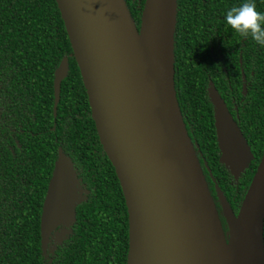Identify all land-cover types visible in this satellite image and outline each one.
Segmentation results:
<instances>
[{"label": "water", "instance_id": "obj_1", "mask_svg": "<svg viewBox=\"0 0 264 264\" xmlns=\"http://www.w3.org/2000/svg\"><path fill=\"white\" fill-rule=\"evenodd\" d=\"M55 2L125 201L126 264H264V151L237 214L215 184L223 228L177 101V0H145L139 27L125 0ZM68 70L64 57L54 71V115ZM212 100L221 162L237 179L250 148L223 101ZM80 201L72 163L59 152L41 216L43 254Z\"/></svg>", "mask_w": 264, "mask_h": 264}, {"label": "trees", "instance_id": "obj_2", "mask_svg": "<svg viewBox=\"0 0 264 264\" xmlns=\"http://www.w3.org/2000/svg\"><path fill=\"white\" fill-rule=\"evenodd\" d=\"M135 1L127 7L139 27L145 0ZM244 2L245 0H177L176 3L177 19L180 13L186 14L194 10L199 11L200 18L217 12V20L226 26L228 42L238 43L245 38L243 66L247 62L251 63L249 56L252 52L255 51L256 54L252 58L257 65L254 71L257 77L258 105L252 107L251 102L246 100L248 104L239 113L241 130L251 145L254 160L236 184L219 163L215 152L206 157L212 176L233 207H237L242 200L264 149V46L258 45L250 36H241L225 20L230 8ZM254 2L257 11L264 13V0ZM179 46L175 36V88L180 90L179 105L187 112L196 114V133L202 131L206 134V127L209 125L199 118L197 108L190 99L191 77L187 75ZM0 53L4 59L3 67L6 63L16 64L19 58L27 57L25 60L31 64L30 69L27 66L22 68V75L30 82L28 86L34 95L41 98L44 96L47 100L51 112L49 126L55 127L54 131L45 133L49 142L42 149H49L51 165L56 157L57 147L61 145L75 168L80 170L82 181L88 190L86 200L75 209L71 234L55 247L50 255V262L49 259H44L40 247V204L36 201L23 203V209L30 207L34 211L33 228L24 211L16 212L10 220L1 222L0 264H126L128 219L125 201L114 169L99 143L86 92L55 0H0ZM64 56L68 58L69 70L61 83L60 105L57 107V118L53 120V72ZM247 56L249 58L246 61ZM235 61L237 62V54ZM59 111L66 114L65 127L58 124ZM257 122L258 128H254ZM59 140L61 143L57 142ZM198 142H202L201 137H198ZM210 144L214 150L213 138Z\"/></svg>", "mask_w": 264, "mask_h": 264}, {"label": "flooded vegetation", "instance_id": "obj_3", "mask_svg": "<svg viewBox=\"0 0 264 264\" xmlns=\"http://www.w3.org/2000/svg\"><path fill=\"white\" fill-rule=\"evenodd\" d=\"M133 2L136 1L126 0L128 7ZM176 10L178 14V8ZM216 14L217 12H212L200 18L199 11L194 10L186 14L180 13L178 19L176 15L174 44L176 36L177 42L180 43L179 49H181L185 61L184 65L187 67V75L191 77L190 99L195 108H197V113L200 115L199 118L204 119L205 123L209 125V127H206V134H203L202 131L196 133V129L194 128L197 124L196 114L187 112L183 106L179 105L182 119L200 162L221 225L225 228L226 220L223 216L222 204L215 191V184L218 186V183L213 176V180L210 177L206 157L210 153L215 152L218 155L219 163L228 171L236 184L239 178L250 167L254 160V155L251 145L242 133L239 113L248 104L246 100L251 102L252 107L258 105V86L254 71L257 65L252 58L256 55L255 51L249 56L251 57V63L248 64L247 62L243 66L242 53L243 49H245V38L240 39L238 43H232L230 40L228 42L226 26L217 20ZM236 54L237 62L235 61ZM249 57L247 56L246 61ZM26 58H19L15 62L16 64L6 63L3 67L2 62L4 59L0 53V233L2 231L1 222L10 220L16 212L21 213L24 211V214L31 221L30 227L33 228L34 211L30 207L23 209L22 205L23 203H34L36 201V203L40 204L38 209L40 236L43 204L49 191L54 164L59 152H62L69 159L70 157L67 156L63 147L58 145L56 157L50 165L51 153L49 149H42L44 144H48L49 142L45 133L54 131L55 127L49 126L51 112L49 111L47 100L44 99V96L42 98L36 97L30 89V86H28L30 82L25 80L22 75L24 72L22 68L27 66L30 69L29 66L31 65L25 60ZM19 69L22 70L19 72ZM178 83L182 84L179 80ZM175 91L178 101V93L180 90L175 88ZM212 95H217L223 101L250 148L251 157L237 179H235L231 167L221 162L222 155L217 145L214 120L215 106ZM60 98L59 92L56 113L57 107L60 105ZM54 99L52 104V117L53 120H56L57 114H53ZM65 115L64 111H59L58 124L60 127L66 126ZM254 128H258V122L254 125ZM259 128L261 127L259 126ZM198 137L202 138V142H198ZM211 138L214 139V150L210 144ZM57 142H60V140ZM71 163L77 181L78 199L81 200L78 204H80L86 200L88 190L86 184L82 181L80 170L75 168L72 161ZM240 203L237 207H233L229 203L230 207L232 206L231 208L234 214H237ZM72 226L73 222L67 223L65 221L50 233L45 254L42 252L44 259H49L50 262V255L59 242L71 234Z\"/></svg>", "mask_w": 264, "mask_h": 264}, {"label": "clouds", "instance_id": "obj_4", "mask_svg": "<svg viewBox=\"0 0 264 264\" xmlns=\"http://www.w3.org/2000/svg\"><path fill=\"white\" fill-rule=\"evenodd\" d=\"M225 20L235 32L264 46V13L257 11L254 0L230 8Z\"/></svg>", "mask_w": 264, "mask_h": 264}]
</instances>
